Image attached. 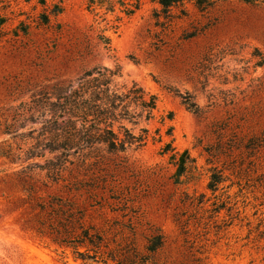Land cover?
<instances>
[{
	"label": "rangeland",
	"instance_id": "obj_1",
	"mask_svg": "<svg viewBox=\"0 0 264 264\" xmlns=\"http://www.w3.org/2000/svg\"><path fill=\"white\" fill-rule=\"evenodd\" d=\"M117 16L87 0H0V264H85L83 229L103 240L88 264H264V3L142 0ZM95 68L158 97L155 118L129 129L156 136L172 112L173 137L51 151L64 125L52 88ZM171 140L193 160L180 178L161 153Z\"/></svg>",
	"mask_w": 264,
	"mask_h": 264
},
{
	"label": "trees",
	"instance_id": "obj_2",
	"mask_svg": "<svg viewBox=\"0 0 264 264\" xmlns=\"http://www.w3.org/2000/svg\"><path fill=\"white\" fill-rule=\"evenodd\" d=\"M28 2L32 0H27ZM164 11L170 10L185 2H194L201 9L206 10L221 0H155ZM247 4L264 3V0H241ZM142 7V0H87V10L98 16L116 14L118 11L123 17L117 16L116 21L121 23L124 18L133 17ZM47 20V18H46ZM113 29L118 30L119 25ZM105 44L110 47L111 39L104 38ZM264 65V60L259 64ZM117 73L108 68H95L87 71L79 79L77 87L70 84L56 85L52 88L48 99L56 98L57 102L51 103L54 117L63 119L60 138H51L50 150H69L76 148L80 151L96 144H104L111 153H127L144 148L150 138L154 142L163 143L165 137H173V126L167 125L174 119L171 112L162 116L159 121L161 128L156 129V136H151L148 128H141L137 134L134 129H129L127 124L139 126L142 121L151 122L158 110V97L147 92L142 86L134 83L132 86L118 88L114 84ZM36 103V101H35ZM117 127V128H116ZM166 127L165 133L162 128ZM163 155L170 154L178 167L177 177H182L193 162L188 151L182 154L175 151L173 141L164 143L161 148ZM180 157V159H178ZM221 183L217 174L211 177L209 188L216 191ZM81 229L83 227L81 226ZM59 246L68 245L65 240H54ZM102 237L90 234L83 229L79 236L77 248L85 247L86 253L81 255L85 264L99 262L96 251ZM157 247V246H156ZM152 248V251L156 250ZM94 252V254H90Z\"/></svg>",
	"mask_w": 264,
	"mask_h": 264
}]
</instances>
